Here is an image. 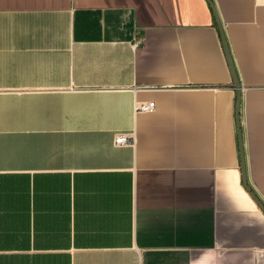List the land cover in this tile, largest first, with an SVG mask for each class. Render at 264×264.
I'll use <instances>...</instances> for the list:
<instances>
[{"label":"crops","instance_id":"0c3cea01","mask_svg":"<svg viewBox=\"0 0 264 264\" xmlns=\"http://www.w3.org/2000/svg\"><path fill=\"white\" fill-rule=\"evenodd\" d=\"M0 264H264V0H0Z\"/></svg>","mask_w":264,"mask_h":264},{"label":"water","instance_id":"95a60500","mask_svg":"<svg viewBox=\"0 0 264 264\" xmlns=\"http://www.w3.org/2000/svg\"><path fill=\"white\" fill-rule=\"evenodd\" d=\"M223 43H224V49H225V54L227 57V61L230 67V71L232 74V78H233V83L237 89V96H238V101H237V123H238V128H239V134L241 132V127H240V109H241V101H240V96H241V83L239 81L236 69H235V65L233 62V59L231 57V53L229 51V47L227 45V42L224 39L223 36ZM244 165V163H243ZM245 172V171H244ZM244 182H245V173H244ZM246 187H248L247 183L245 182Z\"/></svg>","mask_w":264,"mask_h":264},{"label":"built area","instance_id":"2783aa9c","mask_svg":"<svg viewBox=\"0 0 264 264\" xmlns=\"http://www.w3.org/2000/svg\"><path fill=\"white\" fill-rule=\"evenodd\" d=\"M138 109H141V110H152L155 108V102L151 101V102H148V103H143L141 105H139L137 107ZM134 137H128L127 135L125 134H119L117 137H116V144H125V143H134Z\"/></svg>","mask_w":264,"mask_h":264}]
</instances>
